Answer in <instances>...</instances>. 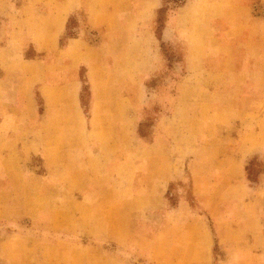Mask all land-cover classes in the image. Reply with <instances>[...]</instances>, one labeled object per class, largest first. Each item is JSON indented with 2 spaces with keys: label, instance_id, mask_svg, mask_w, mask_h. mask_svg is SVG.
<instances>
[{
  "label": "crops",
  "instance_id": "0c3cea01",
  "mask_svg": "<svg viewBox=\"0 0 264 264\" xmlns=\"http://www.w3.org/2000/svg\"><path fill=\"white\" fill-rule=\"evenodd\" d=\"M259 2L264 0L179 1L157 36L162 0H0V220L26 218L45 230L94 234V243L72 249L76 242L13 234L0 239V264H29L58 246L69 253L54 254L56 264H120L125 259L93 252L109 240L132 242L153 261V239L135 237L125 218L132 213L128 197L151 200L153 191L127 188L121 168L127 104L140 101L147 86L142 76L158 68L162 41L177 39L184 47L177 95L192 106L186 120L197 119L190 122L200 138L213 133L218 139L208 146L205 139L197 149L223 150L221 162L241 167L244 176L247 159L264 153V15L254 11ZM79 12L84 17L78 33L62 45L70 18ZM84 84L92 92L89 117L82 106ZM159 128L153 150L161 152L170 134L163 124ZM38 155L43 172L30 164ZM164 165L153 159L156 170ZM194 167V181L209 176ZM181 172L169 184L183 180ZM244 201L236 213L249 223L263 214L264 186ZM190 212L181 202L168 214L201 221L210 242L204 217ZM186 258L181 253V262Z\"/></svg>",
  "mask_w": 264,
  "mask_h": 264
},
{
  "label": "rangeland",
  "instance_id": "374dc122",
  "mask_svg": "<svg viewBox=\"0 0 264 264\" xmlns=\"http://www.w3.org/2000/svg\"><path fill=\"white\" fill-rule=\"evenodd\" d=\"M162 3L156 12L155 34L157 36H160L167 20L177 7L176 0H162ZM254 11L264 15V2L255 4ZM82 17H84L83 14L79 12L70 18L67 31L61 40L62 45L66 43L70 35L78 33L77 29L81 25L78 19ZM92 34L96 39L97 33ZM160 48L161 57L158 68L142 76L147 86H142L140 101L127 104V112L130 109V116L126 118L124 158L126 162L125 167L121 168L127 183L129 180L132 181L130 186L129 181L127 188L134 186L135 189L140 186L144 191H153L151 200L128 197L131 200L127 203L128 210L132 213L125 214L127 222L130 218L129 226L135 237L153 239V261L149 260L150 257L144 258V250H140L132 242L120 244L115 240H109L102 245V248L95 247L93 252L106 255L114 259L113 261L119 258L125 259L119 262L120 264H264V210L263 214H258L249 223L246 215L236 213L239 206L241 209L244 207L245 196L249 192L264 186V153L253 156L260 165V168L257 165L252 167L254 175L256 171H262L258 176L259 181H255V178L251 181L247 179L246 170L242 176L241 167L230 162L226 164L221 162L223 150L197 149L198 146H204L207 143L205 139L208 138L205 136L200 138L197 126L192 127L190 121H195L196 118L189 117L190 121L186 120L188 111L191 113L193 110L192 106L188 107L187 103H183L184 100L177 95V83L185 72L183 44L171 38L162 41ZM28 55H33L32 48L27 52ZM85 74L86 69L82 67L81 76L84 77ZM127 89L133 90L130 86ZM91 99L90 86L84 84L82 106L87 117L91 114ZM38 103L40 109H43L41 97H38ZM207 121L211 122L212 119ZM161 124L170 135L167 141L168 148L164 147L160 152V149L153 150V140L156 132L161 130L159 128ZM208 141L211 143L206 146L214 145L218 139L212 133ZM155 152L159 154L156 155ZM116 156L117 154H114L111 158ZM155 158H161L165 165L168 164L167 170L165 165L160 170H156L153 167ZM30 164H33L39 172L44 171L40 155L31 157ZM194 165L209 176L196 179L195 182L191 170L192 167L195 168ZM168 169H171V172ZM222 169L227 171L225 175L219 177ZM178 171H182L183 180H176ZM171 175L176 179L169 184ZM114 177H117V173ZM231 178L232 181H230ZM181 202L189 206L190 217L194 215L204 217L207 236L211 237L210 242H205L201 234V221H192L185 216L182 219V216L168 214L170 209L176 208ZM113 216L119 218L117 214ZM96 232L97 230H94V233ZM13 234L39 235L46 240L76 242L70 247L71 249L75 246L80 247L82 244L94 243V234L45 230L35 227L26 218L16 222L0 220V239ZM209 246L210 252L207 251ZM66 247L58 246L53 251L47 250L46 257L35 259L29 264H56L57 258L53 255L69 253ZM146 248L150 249V245L146 244ZM85 252V250L78 251L82 254ZM181 253H185L187 257L184 262H181ZM148 255L147 251L145 256ZM167 258L168 261H166Z\"/></svg>",
  "mask_w": 264,
  "mask_h": 264
},
{
  "label": "trees",
  "instance_id": "16d2710c",
  "mask_svg": "<svg viewBox=\"0 0 264 264\" xmlns=\"http://www.w3.org/2000/svg\"><path fill=\"white\" fill-rule=\"evenodd\" d=\"M177 2L179 1H183V0H176ZM162 10V9H161ZM69 26V24H68ZM72 36V35H70ZM256 157H252V158H249L247 163H246V166H245V170H246V174H247V179L251 180L254 179L255 181H259V173L262 171V170H259L258 172L256 171V174L254 175V169L252 168L254 165H257L258 168H260V165L259 163H257L256 161ZM254 175V177L252 178V176Z\"/></svg>",
  "mask_w": 264,
  "mask_h": 264
}]
</instances>
